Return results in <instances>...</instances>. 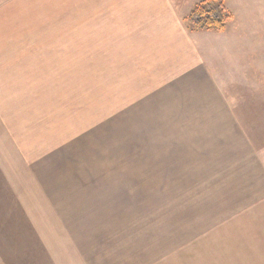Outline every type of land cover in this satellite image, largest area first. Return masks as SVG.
Returning a JSON list of instances; mask_svg holds the SVG:
<instances>
[{
  "label": "crops",
  "instance_id": "1",
  "mask_svg": "<svg viewBox=\"0 0 264 264\" xmlns=\"http://www.w3.org/2000/svg\"><path fill=\"white\" fill-rule=\"evenodd\" d=\"M196 3L126 0V21L112 26L121 29L110 27L106 36L100 22L89 25L92 33L76 35L69 52L13 49L18 36L9 50L0 47V176L49 253L55 235L68 236L60 248L65 264H155L171 255L157 203L169 202L178 218L181 210L224 218L232 203L257 209L264 202L259 86L243 68L212 62L223 52L215 56L213 41L220 46L231 35L191 30L187 16ZM116 42L122 47L114 54ZM98 57L112 58L105 78L114 87L105 98ZM67 74L74 76L73 123L57 112L36 130L30 95L51 90L61 102L64 94L67 109ZM46 212L73 216V228L42 231L36 219L45 224ZM132 221L145 223L134 238L126 230ZM175 224L169 227L177 233L187 227Z\"/></svg>",
  "mask_w": 264,
  "mask_h": 264
},
{
  "label": "rangeland",
  "instance_id": "2",
  "mask_svg": "<svg viewBox=\"0 0 264 264\" xmlns=\"http://www.w3.org/2000/svg\"><path fill=\"white\" fill-rule=\"evenodd\" d=\"M198 1L200 0H196ZM223 2L232 19L227 22L221 36L225 34L231 36L228 42H222L220 46L213 41L212 52L215 56L219 49L223 52L220 60L214 59L212 62L220 61L221 67L225 70L232 67L243 68L244 74L252 79L250 82L258 84L259 90L255 92L260 99V106H264V0H223ZM71 6H75V10H69L68 13L63 10ZM125 9L126 0H3L0 1V47L9 50L11 46L18 45L13 49L39 50L44 47L43 49L56 51H73L76 35L84 38L92 33L94 27L89 25L100 22L102 24L100 27L105 30L106 36L110 27L111 33H116L117 28L121 29L119 26H112L121 25L126 21ZM76 28L83 30H79L76 34ZM12 36H18L19 42L10 45L9 41L14 40L11 39ZM212 38L221 39L218 35ZM114 47L116 54L117 48L122 47V42H116ZM111 59L101 57L96 59L99 64V98H105L109 94L106 93V89L110 86L114 87L113 82L108 83L109 78H105L110 74ZM236 68H233L234 71ZM62 78H64L63 90L68 95L67 109L62 107L64 94L60 96L61 102L58 99H51L49 95L51 90L30 95L28 103L33 110H29L28 114L38 119L34 124L36 130L44 121L47 122L51 114L57 112L73 123L74 76L67 74ZM250 95L249 92L244 91V98ZM120 111L122 114V110ZM260 113H264V107L260 108ZM255 123L264 125V119L258 117ZM151 125L154 124L146 126L148 128ZM102 131L100 125L99 138L106 137ZM67 158L73 160V156ZM229 174L228 177L231 179L228 181H233L235 184L236 177L232 173L231 176ZM260 203L257 209L247 203H232L234 209L226 212L224 218L223 216L202 217L198 210L189 213L181 210L179 215L183 217L178 218L169 202H164L162 205L157 203L156 214L158 215L160 211L159 215L162 217V245L164 244V250H169L167 247L171 246L174 251L169 256H163L162 260L155 264H264V202ZM44 214L48 218L44 219L45 224L40 219H36L42 231L47 227L52 231L61 227L56 230L64 234L66 232L63 227L73 228V216L60 220L51 213ZM200 220L202 221L199 222ZM174 222L180 226L185 224L187 227L180 228L177 233L169 227ZM149 223L150 220L148 226ZM156 223L158 226V218ZM130 225L126 230H133L129 233L134 238L133 234L140 233L145 223L132 221ZM176 233L178 236L172 237ZM55 237L56 251L49 253L40 239L36 226L33 225V220L28 219L22 204L16 201L11 189L0 176V258L3 264H65L60 259V248L61 243L66 241L68 236L55 235ZM146 262L147 260L142 264ZM148 263L152 262L148 261Z\"/></svg>",
  "mask_w": 264,
  "mask_h": 264
},
{
  "label": "trees",
  "instance_id": "3",
  "mask_svg": "<svg viewBox=\"0 0 264 264\" xmlns=\"http://www.w3.org/2000/svg\"><path fill=\"white\" fill-rule=\"evenodd\" d=\"M230 19L223 0H200L188 14L187 24L191 30L219 33Z\"/></svg>",
  "mask_w": 264,
  "mask_h": 264
}]
</instances>
